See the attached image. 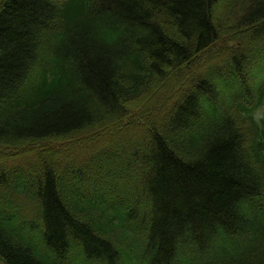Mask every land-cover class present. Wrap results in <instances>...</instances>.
Here are the masks:
<instances>
[{
	"label": "trees",
	"instance_id": "16d2710c",
	"mask_svg": "<svg viewBox=\"0 0 264 264\" xmlns=\"http://www.w3.org/2000/svg\"><path fill=\"white\" fill-rule=\"evenodd\" d=\"M220 2L0 0V264H264V0Z\"/></svg>",
	"mask_w": 264,
	"mask_h": 264
},
{
	"label": "rangeland",
	"instance_id": "374dc122",
	"mask_svg": "<svg viewBox=\"0 0 264 264\" xmlns=\"http://www.w3.org/2000/svg\"><path fill=\"white\" fill-rule=\"evenodd\" d=\"M247 3L248 2H246V0H242V1L239 0L238 2L235 1V0H221V2L214 9V15L219 17L221 14H223V12H226V15H227L226 22H225L226 27L228 29L236 31L237 30L236 28H238L236 26L237 22H238V20H239V18L241 16V14L243 13L244 9L246 8ZM233 31H231L232 33L226 34V38L227 39L231 36V34L234 35ZM223 39H225V38H223ZM227 39H226V41L225 40H221V41L217 42L216 46L213 49V51L219 50V47H220V49H224V47L226 45H229L230 42ZM189 77H190V73L187 72L186 78H189ZM139 108H141L143 110L142 111V113H143L142 117H139V116L136 115L139 111H141ZM153 110H154V108H148V110L146 111L144 106L137 107L136 108V112L131 113V115L124 120L123 124H131L132 123L131 119L132 118H136V125L140 126L142 123L145 122L146 117H148V119H149V115H150V113ZM58 142L62 143V140L59 139ZM55 146H56L57 149H59L62 145H55Z\"/></svg>",
	"mask_w": 264,
	"mask_h": 264
}]
</instances>
